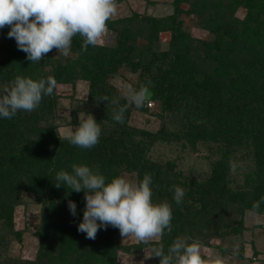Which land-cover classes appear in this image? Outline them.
Returning <instances> with one entry per match:
<instances>
[{
    "label": "trees",
    "instance_id": "trees-1",
    "mask_svg": "<svg viewBox=\"0 0 264 264\" xmlns=\"http://www.w3.org/2000/svg\"><path fill=\"white\" fill-rule=\"evenodd\" d=\"M182 1L176 0V5ZM203 2L195 0L197 7ZM230 5V12L238 5L246 10L240 36L222 43L230 64L245 73L234 92L225 90L193 64L187 52L192 39L180 31L173 15L158 19L133 13L108 21L107 27L118 36L116 46L90 45L85 52L82 39L76 36L71 47L75 58L65 64L52 61L49 54L39 63L29 62L15 40L7 37L9 28L0 29V87L9 85L17 75L35 80L52 76L58 82L78 73L88 82L92 115L102 129L99 143L91 149L60 139L51 124L54 103L50 96H44L35 111L0 118V264H120L115 260L118 249L132 254L133 249L163 243L167 250L176 237L184 235L201 242L222 227H230L235 217L241 218L264 197V79L259 77L261 70L253 72L252 66L254 57L258 63L264 50V0H231ZM191 12L197 14L203 28H218L214 26L217 21L203 17V10ZM165 30L171 32L170 43L167 50L159 52L155 40L158 32ZM227 36L231 40L233 34ZM138 37L145 38V44L136 46ZM122 66L133 73L139 71L140 90L147 91L144 102H158L160 118L180 112L188 127L185 137L217 144L218 158L212 162L208 177L184 184L188 198L179 205L173 200L176 179L171 163L164 169L147 161L138 135L116 122L114 114L109 116L108 99L101 100L112 92L105 78ZM232 160L249 162L236 184L229 179ZM73 163L98 167L109 179L122 171L135 172L136 179L150 174L153 202L167 201L172 206L171 232L160 242L119 247L115 241L119 230L111 226L99 230L94 240L86 238L77 231L83 217V191L72 192L63 184L55 187L56 172H70ZM26 193L34 195L44 208L33 260L4 254L7 236L17 235L12 227L14 207ZM69 200L77 205L75 217L67 207ZM257 213H264V203ZM154 260L159 263L158 258Z\"/></svg>",
    "mask_w": 264,
    "mask_h": 264
},
{
    "label": "rangeland",
    "instance_id": "rangeland-1",
    "mask_svg": "<svg viewBox=\"0 0 264 264\" xmlns=\"http://www.w3.org/2000/svg\"><path fill=\"white\" fill-rule=\"evenodd\" d=\"M203 1L197 7L195 0H185L177 5L176 0H117L116 14L109 21L127 18L133 13L158 19L173 15L179 22L180 31L187 33L192 39V42L188 43L187 52L192 58L193 64L207 73L225 90L234 92L245 73L239 66L234 67V64H230L227 58L228 50L222 47V43L232 41L235 37L240 36L241 22L245 18L246 10L238 5L233 12H230L231 0ZM191 9L203 10V17L210 18V21H217V25L214 26L218 28L216 30L213 27L211 29L203 28L199 25L201 24L200 18L196 13H192ZM115 27L117 28V26ZM229 33L233 34L231 40L227 36ZM144 39L138 37L136 46L145 44ZM170 39L171 32L169 30L159 31L155 40L157 50L159 52L167 50ZM117 40L116 31L107 27V31L100 38L97 46L113 47L116 46ZM48 54L52 57V61H61V64L69 63L75 58L72 51L68 57L57 53L56 50ZM254 59L253 72L260 69L259 77L263 80L264 50L262 49V53L258 57V63H256L255 57ZM47 70L50 68L48 67ZM138 72L137 70L133 73L122 66L105 78L107 88L112 89V92L107 96L109 116L121 108L125 109L122 124L132 133L138 135L139 141L143 143V153L147 161L164 169H168V164L171 163V173L176 179L175 186L185 190L184 184H189V180H205L212 162L218 158L217 144L200 141L194 137L191 139L185 137L188 127L182 120L180 112L160 118L158 102L147 100L143 101L141 106L132 103L127 91L129 86L137 91L140 90L141 81ZM253 72L251 73L253 74ZM70 75L72 78L57 82V88L50 96L54 103L51 124L58 136L61 135L59 132L61 127L77 125L78 113L88 112L92 115L94 110L89 100L88 82L82 79L78 73ZM113 100L116 103H113ZM148 101L151 103L150 107L147 106ZM181 113L183 114V112ZM248 166L249 162L232 160L233 172L229 179L233 184L242 180V172ZM120 175L136 180L135 172L122 171ZM186 190L188 191V189ZM187 193H185L184 199L188 198ZM170 198L171 196H169ZM43 209V203L34 195L24 194L22 202L14 207L13 212L12 227L19 236H7V248L4 253L6 257L23 260L34 259L38 248L36 232ZM235 220L230 224V227H222L217 234L201 240L202 255L205 257L219 255L223 257L225 264H264V213L246 211L241 218L235 217ZM115 241L118 247L139 243L134 237L128 239L121 237L119 231ZM150 249L148 245H145L140 250L133 249L134 253L132 254L118 249L115 260L120 264H154V257L146 259L151 254Z\"/></svg>",
    "mask_w": 264,
    "mask_h": 264
},
{
    "label": "clouds",
    "instance_id": "clouds-1",
    "mask_svg": "<svg viewBox=\"0 0 264 264\" xmlns=\"http://www.w3.org/2000/svg\"><path fill=\"white\" fill-rule=\"evenodd\" d=\"M116 11L117 0H0V29L8 27L7 37L15 40L29 62L39 63L53 50L64 57L71 55L76 36L83 41V51L96 46ZM56 88L52 76L35 80L17 75L9 85L0 87V118L12 119L19 111H35L43 97L51 96ZM127 95L137 106L145 99L143 89L137 91L131 86ZM124 110L114 113L116 122H123ZM77 120L75 126L61 127L59 138L81 149L93 148L99 143L100 124L88 112L78 113ZM55 180L57 188L63 184L72 192L83 191V217L77 231L88 239L94 240L99 230L109 226L118 229L121 237H134L142 243L160 242L172 230V206L167 201L153 202L150 174L136 180L124 175L109 179L98 167L73 163L70 172H56ZM173 192V200L179 205L184 189L174 186ZM261 203L264 197L253 203L251 211L257 213ZM67 207L75 217L76 203L69 200ZM150 253L146 259L158 258L159 264H225L219 255L203 256L201 242L187 236L176 237L167 250L163 243H157Z\"/></svg>",
    "mask_w": 264,
    "mask_h": 264
},
{
    "label": "built area",
    "instance_id": "built-area-1",
    "mask_svg": "<svg viewBox=\"0 0 264 264\" xmlns=\"http://www.w3.org/2000/svg\"><path fill=\"white\" fill-rule=\"evenodd\" d=\"M147 106H148V107H150V106H151V103H150V101H148V103H147Z\"/></svg>",
    "mask_w": 264,
    "mask_h": 264
},
{
    "label": "water",
    "instance_id": "water-1",
    "mask_svg": "<svg viewBox=\"0 0 264 264\" xmlns=\"http://www.w3.org/2000/svg\"><path fill=\"white\" fill-rule=\"evenodd\" d=\"M147 95V91H145V96Z\"/></svg>",
    "mask_w": 264,
    "mask_h": 264
}]
</instances>
